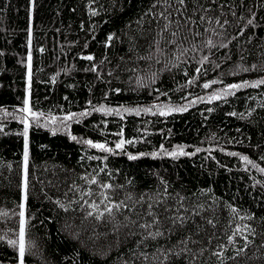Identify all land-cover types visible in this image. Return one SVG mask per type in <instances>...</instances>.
<instances>
[{
  "label": "trees",
  "instance_id": "obj_1",
  "mask_svg": "<svg viewBox=\"0 0 264 264\" xmlns=\"http://www.w3.org/2000/svg\"><path fill=\"white\" fill-rule=\"evenodd\" d=\"M261 77L264 0H0V264L21 203L24 264H264V85L230 87Z\"/></svg>",
  "mask_w": 264,
  "mask_h": 264
},
{
  "label": "snow or ice",
  "instance_id": "obj_2",
  "mask_svg": "<svg viewBox=\"0 0 264 264\" xmlns=\"http://www.w3.org/2000/svg\"><path fill=\"white\" fill-rule=\"evenodd\" d=\"M178 2L180 4H183L184 3V0H178ZM93 15H95V13H93ZM203 19V18H202ZM249 24L252 23L251 20L248 21ZM221 27H223V25H221ZM29 37H31V30L29 29ZM113 37L112 36H109L108 37V40H112ZM30 42V41H29ZM209 43H211V41H209ZM84 59H87V60H92L93 57L92 56H86V57H83ZM28 61H29V64H28V68H29V80L31 78V54H29L28 56ZM255 67V66H253ZM91 71H96V69L93 67L91 69ZM197 71H199V69H197ZM246 84L248 82H245ZM256 84H264V79L262 80H259L257 81L256 83L252 84L251 86L252 87H255ZM205 87H207V85H205ZM231 88H239L241 87V85H237V84H233V85H230ZM18 111L20 113H22L23 115L20 117V120H21V123L24 125V129H23V138H24V152H23V166H24V179H23V190H24V199L26 200L27 199V188H28V161H29V142H28V130H29V127L31 126L30 124V121L31 122H36L39 120L40 116L43 115V113H38V112H35L32 110V108L29 106V99L28 97L26 96L23 100V107L18 109ZM96 111H107V112H111L112 109H102V108H98L96 109ZM126 111H132L130 109H126ZM161 114H165V113H161ZM81 115H86V113H81ZM233 115H235V113H233ZM64 119H71L70 116H67L65 117ZM73 139H75V137H73ZM85 143H87L88 145H90L91 147L93 148H97V149H101L102 151H105V152H112L113 150L111 148H106L104 144H99V143H93L92 141L88 140V141H85ZM125 143V141H121L119 143L116 144V148H122L123 147V144ZM128 143H131V141H128ZM197 151H199V149H197ZM180 155H186V153L183 152V150L181 149L180 150ZM155 155V154H153ZM169 155H172V156H175L176 153L173 152V153H169ZM234 155V154H233ZM91 158V157H90ZM137 157L135 156H129V159H136ZM242 160H245L246 162H251V161H248V157H241ZM255 166V165H254ZM101 171H103V169H101ZM261 172H264V169H260ZM89 183L91 184H97L98 181L97 179L95 178V176L92 177V179L89 181ZM100 187L102 189H111L113 187V185L111 184H107V183H102L100 185ZM88 195H90L91 193H86ZM103 196H104V200H108L109 197L104 194V193H101ZM131 197H129L130 199ZM101 203H103V201H101ZM120 204H115V205H111V206H106L104 211L107 212L109 215H112V212H113V207L116 209V210H119L120 209ZM21 211H20V220H19V232H18V239L17 240H13V239H10L8 240V243L12 246H17L18 245V254H19V259H20V264H24V257H25V253H26V222H25V219H24V204L21 203L19 205ZM91 207L93 208H97L98 205H91ZM151 207V206H149ZM233 211H235V209H233ZM2 215H7L6 213H0ZM93 213L92 212H89L88 215L91 216ZM104 215L103 212H101L99 215L96 216V219H100L102 216ZM149 215H152V213L150 212ZM181 221L183 218H180ZM155 223V221H154ZM209 224L212 223L211 220L208 221ZM141 227H150V225H141ZM242 229L240 228H237L234 233H233V236L235 235H240L242 233ZM248 231H253L251 229H248ZM150 235H153V238H155V236H158V235H161V233L158 231L156 232L155 234H150ZM233 236H229L228 237V242L229 243H233ZM244 238V248H246L248 246V244L250 243V241H248L247 237H243ZM0 239H3V237H0ZM243 251V248L239 249L238 250V253L239 254L240 252ZM214 255H217V256H220L221 254L220 253H214Z\"/></svg>",
  "mask_w": 264,
  "mask_h": 264
},
{
  "label": "rangeland",
  "instance_id": "obj_3",
  "mask_svg": "<svg viewBox=\"0 0 264 264\" xmlns=\"http://www.w3.org/2000/svg\"><path fill=\"white\" fill-rule=\"evenodd\" d=\"M264 79V77H261V78H257V79H252V80H247L245 82H248L247 84L245 82H236V83H233V84H237V85H241V87H244V86H251L252 84L256 83L257 81L259 80H262ZM231 84V85H233ZM259 85H264V84H256V86H259ZM255 86V87H256ZM218 94L217 93H214L212 95L213 96H217ZM198 100H207V99H211V95H208V94H203L201 96H194L193 99H197ZM189 105H191L192 103H188ZM187 104V106H188ZM22 108V107H21ZM103 108L105 110L107 109H112V111H115L116 113L120 114V113H138V112H158V113H163V112H171V111H174L175 109H180L181 107H177L174 103L172 102H155V103H152L150 105H145V106H128V105H116V106H110V105H105L103 106ZM126 109H130L132 111H126ZM16 115H18L19 117H21L23 114L20 113L19 111H17L15 113ZM42 123L43 126L45 127H50L48 125H46L42 120L40 121ZM24 179V177H23ZM22 185H23V182H22ZM23 187H22V195H23Z\"/></svg>",
  "mask_w": 264,
  "mask_h": 264
},
{
  "label": "bare ground",
  "instance_id": "obj_4",
  "mask_svg": "<svg viewBox=\"0 0 264 264\" xmlns=\"http://www.w3.org/2000/svg\"><path fill=\"white\" fill-rule=\"evenodd\" d=\"M202 24V23H201ZM203 83V82H202ZM207 84V83H206ZM198 97V96H197ZM198 99V98H197ZM192 100H190V102H191ZM188 102H189V100H188ZM189 102V103H190ZM188 104V103H187ZM188 106H189V104H188ZM119 227V226H118ZM142 228V227H141ZM155 261V260H154ZM149 262V261H148ZM157 262V261H156ZM124 263V262H123Z\"/></svg>",
  "mask_w": 264,
  "mask_h": 264
}]
</instances>
